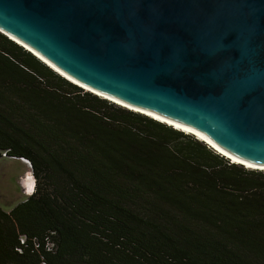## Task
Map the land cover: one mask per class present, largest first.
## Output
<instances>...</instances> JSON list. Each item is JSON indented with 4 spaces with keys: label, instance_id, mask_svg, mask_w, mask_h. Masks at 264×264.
<instances>
[{
    "label": "trees",
    "instance_id": "1",
    "mask_svg": "<svg viewBox=\"0 0 264 264\" xmlns=\"http://www.w3.org/2000/svg\"><path fill=\"white\" fill-rule=\"evenodd\" d=\"M0 264H264V170L73 83L0 31Z\"/></svg>",
    "mask_w": 264,
    "mask_h": 264
},
{
    "label": "water",
    "instance_id": "2",
    "mask_svg": "<svg viewBox=\"0 0 264 264\" xmlns=\"http://www.w3.org/2000/svg\"><path fill=\"white\" fill-rule=\"evenodd\" d=\"M0 31L106 98L264 166V0H0Z\"/></svg>",
    "mask_w": 264,
    "mask_h": 264
},
{
    "label": "rangeland",
    "instance_id": "3",
    "mask_svg": "<svg viewBox=\"0 0 264 264\" xmlns=\"http://www.w3.org/2000/svg\"><path fill=\"white\" fill-rule=\"evenodd\" d=\"M27 175H32L31 168L24 159L0 157V206L3 209L9 210L18 201L27 197L21 187Z\"/></svg>",
    "mask_w": 264,
    "mask_h": 264
},
{
    "label": "bare ground",
    "instance_id": "4",
    "mask_svg": "<svg viewBox=\"0 0 264 264\" xmlns=\"http://www.w3.org/2000/svg\"><path fill=\"white\" fill-rule=\"evenodd\" d=\"M9 36H10V35H9ZM10 38L14 39V38L11 37V36H10ZM15 40H16V39H15ZM16 41H18V40H16ZM18 42L21 43L20 41H18ZM21 44H22V43H21ZM22 45H24V44H22ZM24 47H25L26 49H30V48L27 47L26 45H24ZM30 50L33 51L32 49H30ZM34 53H35V55H37V57H39L41 60H43L47 65H49V66H50L51 68H53L55 71H57L58 73H60L61 75L65 76V77H67V79H69V80H71V81H73V82H75V83L81 85L80 83L74 81L73 79H71L70 77H68L67 75H65V74H64L63 72H61L57 67H55V66H54L53 64H51L49 61H47V60L44 59L42 56H40L39 54H37L35 51H34ZM81 86L84 87V88L87 89V90H91V89H89V88H87V87H85V86H83V85H81ZM91 91H93V90H91ZM93 92H95V91H93ZM95 93H97V94H99V95H102V94H100V93H98V92H95ZM102 96L107 97V96H105V95H102ZM108 98L111 99V100H113V101H115V102H117V103H119V104H121V105H124V106H126V107H128V108H130V109H134V110H136V111H141V112L146 113V114H148V115H150V116H152V117H155V118H157V119H159V120H162V121L165 122V123H168V124H170V125H173V126L179 128V129H182V130H184V131H187V132L193 133V134L197 135L199 138L204 139L205 141H207V140H206L204 137H202L200 134H198V133H196V132H194V131H192V130H190V129H188V128H185V127H182V126H180V125H178V124H175L174 122H172V121H170V120H167V119H165V118H163V117H161V116H158V115L152 114V113H150V112L143 111V110H140V109H137V108L131 107V106L126 105V104H124V103H121V102H119V101H117V100H114V99H112V98H110V97H108ZM207 143H209L210 146L212 145L209 141H207ZM211 147H215V146L212 145ZM215 149H217L220 153H223V155L228 156V157L231 158L233 161L239 162V163L245 165V166L248 167V168H257V169H262V170H264V166H253V165H250V164L244 163V162H242V161H240V160H237V159H235V158L229 156L228 154H226V153L223 152L222 150L218 149L217 147H215ZM27 179H28V182H29L30 187H31L32 184H33V179H32V177H31V175H27Z\"/></svg>",
    "mask_w": 264,
    "mask_h": 264
},
{
    "label": "clouds",
    "instance_id": "5",
    "mask_svg": "<svg viewBox=\"0 0 264 264\" xmlns=\"http://www.w3.org/2000/svg\"><path fill=\"white\" fill-rule=\"evenodd\" d=\"M65 77V76H64ZM71 81V80H70ZM73 82V81H72ZM73 83H75V82H73ZM78 85V84H77ZM80 86V85H79ZM83 88V87H82ZM104 97V96H103ZM106 98V97H105ZM111 100V99H110ZM113 101V100H112ZM121 105V104H120ZM128 108V107H127ZM134 110V109H133ZM146 114V113H145ZM148 115V114H147ZM150 116V115H149ZM152 117V116H151ZM153 118H155V117H153ZM155 119H157V118H155ZM157 120H159V119H157ZM160 121H162V120H160ZM168 124V123H167ZM173 126V125H172ZM173 127H175V126H173ZM175 128H177V127H175ZM177 129H179V128H177ZM180 130H182V129H180ZM182 131H184V130H182ZM185 132H187V131H185ZM190 133V132H189ZM193 134V133H192ZM195 135V134H194ZM197 136V135H196ZM198 137V136H197ZM199 138V137H198ZM201 139V138H200ZM203 140V139H202ZM203 141H205V140H203ZM207 143V142H206ZM208 145H209V143H207ZM215 149V148H214ZM217 152H219L217 149H215ZM220 153V152H219ZM220 154H222L223 155V153H220ZM225 157H227L228 159H230L232 162H236V161H233L231 158H229L228 156H226V155H224ZM237 163H239V162H237ZM245 166V165H244ZM246 167V166H245Z\"/></svg>",
    "mask_w": 264,
    "mask_h": 264
},
{
    "label": "built area",
    "instance_id": "6",
    "mask_svg": "<svg viewBox=\"0 0 264 264\" xmlns=\"http://www.w3.org/2000/svg\"><path fill=\"white\" fill-rule=\"evenodd\" d=\"M2 156H6V153L5 152H2ZM22 159H24V158H22ZM26 162H28L26 159H24ZM34 183H35V180H34ZM33 187H34V185H33ZM34 189V188H33Z\"/></svg>",
    "mask_w": 264,
    "mask_h": 264
}]
</instances>
